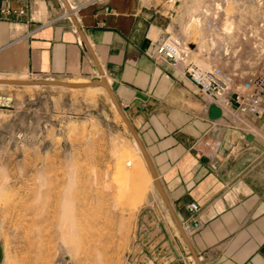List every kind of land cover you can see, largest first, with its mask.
I'll use <instances>...</instances> for the list:
<instances>
[{
    "label": "crops",
    "instance_id": "0c3cea01",
    "mask_svg": "<svg viewBox=\"0 0 264 264\" xmlns=\"http://www.w3.org/2000/svg\"><path fill=\"white\" fill-rule=\"evenodd\" d=\"M81 1L67 0L73 21L63 0H0V70L71 81L101 73L139 136L174 218L180 225L199 221L185 233L199 264H264V111L207 118L202 92L180 69L154 58L169 24L164 7ZM201 136L215 145L198 155L191 145ZM152 193L144 264H195L160 194Z\"/></svg>",
    "mask_w": 264,
    "mask_h": 264
},
{
    "label": "rangeland",
    "instance_id": "374dc122",
    "mask_svg": "<svg viewBox=\"0 0 264 264\" xmlns=\"http://www.w3.org/2000/svg\"><path fill=\"white\" fill-rule=\"evenodd\" d=\"M142 2L167 9V33L235 85L264 70V0ZM21 75L0 70L40 78ZM102 91L0 85V264L146 263L155 186Z\"/></svg>",
    "mask_w": 264,
    "mask_h": 264
},
{
    "label": "built area",
    "instance_id": "2783aa9c",
    "mask_svg": "<svg viewBox=\"0 0 264 264\" xmlns=\"http://www.w3.org/2000/svg\"><path fill=\"white\" fill-rule=\"evenodd\" d=\"M89 0L85 4L91 2ZM155 48L154 58L166 62L170 66L180 69L189 81L206 99V104L214 103L221 109V115L227 113L231 116L242 114H260L264 111V70L251 73L240 85H235L231 76L222 67L210 63L201 66L192 59L189 44L179 37L166 32ZM215 141L211 138L199 137L192 143L191 148L198 155H203L213 148ZM191 212L198 206L194 202L188 203ZM199 221L194 218L185 219L181 228L185 233L197 229Z\"/></svg>",
    "mask_w": 264,
    "mask_h": 264
},
{
    "label": "water",
    "instance_id": "95a60500",
    "mask_svg": "<svg viewBox=\"0 0 264 264\" xmlns=\"http://www.w3.org/2000/svg\"><path fill=\"white\" fill-rule=\"evenodd\" d=\"M63 3L65 5V9H67L70 13V9H69V4L67 2V0H63ZM70 17L71 19L74 21V17L72 15V13H70ZM17 85V86H22V85H30V86H36V85H45V86H50V85H55V86H61V87H69V88H85V87H93V86H101L104 91L106 92V94L109 95L110 100L114 106V108L116 109L120 119L122 122L125 123L127 129L129 130L131 136H133L134 141L137 144V147L139 148V150L141 151V154L143 156L145 165L147 166V169L149 171V174L151 176V178L153 179V183L155 186V189L157 190V192L160 194L165 206L168 208L170 215L172 216L173 221L175 222L179 234L184 238V240L186 241L188 248L191 251V255L193 258V261L195 264H199L198 258L194 252V250L191 248L190 246V242H189V238L188 235L185 234V232L182 230L181 225L179 224L178 221H176V219L174 218L173 215V211L172 208L170 207L169 202L167 201L166 195L162 190V187L160 185L159 179H157V175L155 173V170L152 166V164L150 163V159L148 157V154L146 152V150H144L143 145L141 143V140L139 138V136H137L135 130L133 129L131 123L127 120L122 108H120L118 101L115 97V94H113L109 84L107 83L106 80H104L103 76L101 73H99L98 75H94L93 77H91L90 79H88V81H79V82H72V81H63L60 79H54V78H36V79H26V78H3L0 77V85ZM207 118L208 119H217L221 116V109L215 105L214 103H208L207 105ZM246 138L248 140H250L252 138L251 134H248L246 136ZM1 258H2V248H1V244H0V262H1ZM62 264V263H59Z\"/></svg>",
    "mask_w": 264,
    "mask_h": 264
},
{
    "label": "bare ground",
    "instance_id": "6f19581e",
    "mask_svg": "<svg viewBox=\"0 0 264 264\" xmlns=\"http://www.w3.org/2000/svg\"><path fill=\"white\" fill-rule=\"evenodd\" d=\"M69 9H70V13H72L73 11H74V9H73V7L71 6V5H69ZM69 12V11H68ZM225 21V20H224ZM227 22H228V20H227ZM225 23V22H224ZM227 25V24H226ZM225 25V27L224 28H226L227 26ZM224 26V25H223ZM199 65H201L202 66V64H199ZM1 77V76H0ZM10 78H12L13 76H9ZM15 77V76H14ZM20 79V78H19ZM67 81V80H66ZM79 81H81V80H79ZM79 81H72V82H79ZM88 81V80H87ZM97 88V89H102L103 91L102 92H105L104 91V89L101 87V86H93V87H85V88H87V89H90V90H93V88ZM74 89H77V88H74ZM135 147H136V151L138 152V157L140 158V160H144V159H142L143 158V156H142V154H141V151L139 150V148L137 147V144H136V142H135ZM147 178L150 180V183H151V185H153L154 183H153V179L151 178V176H147ZM157 191V190H156Z\"/></svg>",
    "mask_w": 264,
    "mask_h": 264
}]
</instances>
